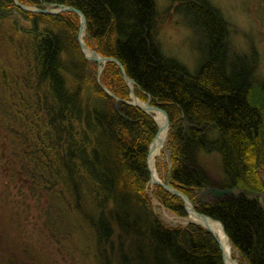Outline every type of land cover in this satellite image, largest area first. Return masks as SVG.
<instances>
[{"label": "trees", "instance_id": "16d2710c", "mask_svg": "<svg viewBox=\"0 0 264 264\" xmlns=\"http://www.w3.org/2000/svg\"><path fill=\"white\" fill-rule=\"evenodd\" d=\"M17 2L40 10L66 6L84 16L86 46L121 63L137 98L167 114L168 184L222 225L240 262L264 264L258 197L264 196V80L254 47H232L225 16L208 0H179L178 11L201 39L192 71L161 49L152 0ZM7 19L23 38L0 33V150L9 153L5 161H18L30 181L29 200L43 201L55 231L61 233L63 215L74 219L73 229L84 223L97 264H223L207 230L191 222L168 226L155 214L147 156L157 128L138 108L120 102L116 108L100 89L96 64L77 43L78 15L26 12L0 0V22ZM99 83L129 100L115 63L104 65ZM211 156L219 176L205 166ZM211 185L241 193L201 200ZM152 194L161 207L187 217L179 198L159 186ZM13 254L22 257L20 248Z\"/></svg>", "mask_w": 264, "mask_h": 264}, {"label": "rangeland", "instance_id": "374dc122", "mask_svg": "<svg viewBox=\"0 0 264 264\" xmlns=\"http://www.w3.org/2000/svg\"><path fill=\"white\" fill-rule=\"evenodd\" d=\"M208 1L229 22L232 32V47L244 52L249 45H252L257 51L259 55L258 75L264 80V0ZM152 2L157 17L156 31L161 49L166 55L174 57L193 71L201 56L199 46L201 39L197 37L193 29H190V22L188 21L189 24H187L186 18L178 11L180 10V8L178 9L179 0H152ZM19 24L26 29L29 28V24L22 20H19ZM0 33L12 36L14 39L21 40L23 38V34L15 29L11 19L0 22ZM93 63L96 64V78L99 80L107 62L101 65L102 71L99 76L97 73L98 64ZM127 101H130V97ZM139 101L145 103L142 100ZM166 144L167 137L165 146L155 161V169L159 180L168 183L167 177L171 165L168 163V155L165 151ZM4 151L5 149L0 150L2 152V160L0 161V235L4 239L3 243L0 236V257L3 258V261L6 264H14V259L20 264H97L94 259L96 251L92 248L93 240L90 229L84 223L78 224V228L73 229V225L70 224L74 219L63 215L61 218L64 217L65 222L62 224L63 228L61 227L62 231L61 233L55 231L53 228L55 225L51 222L53 219L49 217V211L46 210L43 201L37 205L34 201L29 200L30 181L24 177L23 171L18 170V161H14L12 156H9V159L5 161L9 153ZM205 166L214 175H220L217 159L213 156L206 159ZM208 188L221 189L214 185ZM152 192L153 186H150L151 205L155 214L164 223L173 227H183L189 223L188 216L185 218L178 217L161 207ZM262 195L260 193L258 197L264 205V196ZM207 197L211 200H217L210 198V196ZM16 202H18L17 205ZM64 207L69 211L70 208L67 203L64 204ZM66 210L62 211L67 212ZM68 213L74 217L72 212ZM90 244L91 250L87 249L88 247L84 249ZM15 247L20 248L21 258L19 256L16 258L13 254ZM231 252L232 259L238 264H243L239 261L237 254L232 250ZM11 256L13 259L9 260ZM3 261L0 258V264H4Z\"/></svg>", "mask_w": 264, "mask_h": 264}, {"label": "water", "instance_id": "95a60500", "mask_svg": "<svg viewBox=\"0 0 264 264\" xmlns=\"http://www.w3.org/2000/svg\"><path fill=\"white\" fill-rule=\"evenodd\" d=\"M14 3L23 11L26 12H33V13H39V14H47V15H57V14H61V13H66V12H71V13H75L79 16V34H78V39H77V43L78 46L80 48V51L82 52V54L84 55L86 60L92 61V62H96L98 64V76L100 74V72L102 71V66L104 65L106 62H114L115 64L117 63L120 71L122 72V77L123 80L125 81L127 87L129 88V92H130V101H121L120 99L116 98L115 96H113L107 89H105L101 84H99L98 80L97 83L99 84L100 89L110 98H112L115 101V107L117 108L118 103H123L135 108H138L139 110H141L142 112H144L146 115H148L153 122L155 123L156 127H157V132L155 134V137L153 139V141L150 144L149 147V151H148V156L151 150L152 145L154 144L155 140L158 138V135L160 133L161 128L158 127L157 122H156V115L158 113L162 114L165 118V122H166V126L167 128L169 127V121L167 118V115L164 111H162L161 109L157 108L156 106H151L150 105V101L148 100L147 102L143 103L140 102L137 97L134 94V82L132 80H130L129 78H127V76L125 75V73H123V69L121 68V66L119 65V63L113 59L110 58H104L102 56H100L99 54L95 53L94 51H92L91 49H88L86 44L84 43V41L82 40V36H80V33L86 28V20L84 18V16L78 12L77 10L73 9V8H69V7H64V6H58L56 8H47V9H37L35 7H29V6H24L21 5L17 2V0H13ZM86 52H90V58L86 57ZM164 148L165 143H163L162 145ZM148 168H149V172H150V184L152 185H156L161 187L163 190H165L167 193L179 198L184 206V210L185 213L187 214L188 218L191 220V222L193 224L199 225L202 228H204L205 230H207L212 236L213 238L216 240V242L218 243L221 253H222V261L223 264H238L235 260L229 257H226L223 246L221 245L220 241L218 240V238L214 235V233L209 229L208 227V222H214V220H212L211 218L201 215L199 213H197L191 203V201L182 193H180L179 191L175 190L174 188H172L169 184L164 183L163 181L156 179L154 180L152 177V173H151V168L149 166V162H148ZM241 192L237 189V188H232V189H217V188H207L206 190L202 191L199 195V198L202 200H205V198L207 196H210V198H214L217 200H222L226 197H230V196H238ZM193 218V219H191ZM216 222V221H215ZM220 224V223H219ZM221 228L222 225L220 224ZM223 229V228H222Z\"/></svg>", "mask_w": 264, "mask_h": 264}, {"label": "bare ground", "instance_id": "6f19581e", "mask_svg": "<svg viewBox=\"0 0 264 264\" xmlns=\"http://www.w3.org/2000/svg\"><path fill=\"white\" fill-rule=\"evenodd\" d=\"M64 7H66V6H64ZM47 8H49V9L52 8L53 9V8H56V7H46L45 9H47ZM66 13H68V12H66ZM69 13H71V12H69ZM83 35H84V32L82 31L80 33V36H83ZM88 49H90V48H88ZM86 57L87 58H90V52H86ZM110 59H113V58H110ZM113 60H115V59H113ZM115 61H117V60H115ZM116 65H118V64L116 63ZM119 65L123 69L122 64L119 63ZM122 71H123V73H125L124 72V69ZM120 73L122 75V72L121 71H120ZM98 82H99V80H98ZM129 95H130V92H129ZM121 101H125V100H121ZM155 120L157 122L158 127L161 128V130H160V133L158 135V138L155 140L154 144L151 147V150H150V153H149V157H148L149 166L151 168V173H152V177H153L154 180L159 179L158 176H157V173H156V169H155V161H156V159L159 157V155L161 153V150H162V147H163L162 146L163 143L166 142V137H167V132H168V128L165 125L166 124L165 118H164V116L162 114L158 113L156 115V119ZM191 219H193V218H191ZM208 227L214 233V235L218 238V240L220 241L221 245L223 246V249H224V252H225L226 257L231 258L232 257V252H231L232 248H231L230 242H229V240H228V238H227L224 230L222 229L223 227L221 228L220 224L218 222H215V221L214 222L209 221L208 222Z\"/></svg>", "mask_w": 264, "mask_h": 264}]
</instances>
